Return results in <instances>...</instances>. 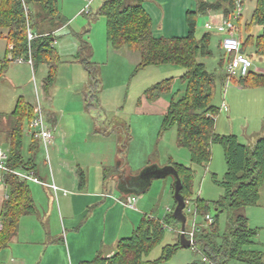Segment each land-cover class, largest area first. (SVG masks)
Masks as SVG:
<instances>
[{"label":"trees","instance_id":"16d2710c","mask_svg":"<svg viewBox=\"0 0 264 264\" xmlns=\"http://www.w3.org/2000/svg\"><path fill=\"white\" fill-rule=\"evenodd\" d=\"M234 1L200 0L196 10H188L186 13V36H156L152 17L142 0H104L95 12V15L106 18L107 40L114 50L126 48L140 54L137 70L160 64H177L185 68L181 75V80L186 84L185 93L181 98L170 101L163 117L162 130L176 128L177 143L190 151L192 164L207 166L212 158V145L218 143L223 147L226 171L222 179H218L215 173L212 175L223 189L217 200L210 201L199 195L195 196L193 187L196 170L192 164L188 166L173 160L169 162L182 179L181 193L185 201H194L202 220L195 235L199 248L195 252V258L188 264H227L230 260L264 264L263 251L253 248L257 244L259 229L250 226L249 218L244 212L247 207L259 205L260 189L264 184V136L251 145L241 142L235 133L222 134L216 131V117L220 108L213 104V98L217 80L225 83L226 76L209 71L205 63L199 60L200 57L212 54V33L205 32L200 37L196 35L199 14L207 10L222 9L227 15L231 12ZM68 21L59 9L58 0H0V28L7 29L6 52L12 53L13 59H28L31 55L35 68L47 63L48 74L44 80L46 91L54 82L60 61L54 46L55 31ZM252 24L261 26L262 32L256 36L249 35L246 41L241 38L243 51L246 44L251 42L258 61L264 63V0H256L247 25ZM28 29L36 34L30 41ZM78 38L80 46L76 57L88 72L90 82L96 84L97 63L85 53L88 43L81 34ZM9 44L13 45L12 49H9ZM10 61L5 59L3 68ZM1 76L2 72L0 78ZM173 79L167 78L148 87L144 92L145 98L149 101L159 99L171 90ZM233 81L243 87H262L264 69H251L247 75ZM87 105L91 106V102ZM32 117L33 106L21 96L12 112L0 115V127L4 122L7 125V166L11 170H34L37 175L36 158L40 143L30 136L28 149H25L24 144L26 128ZM11 170L4 174L8 197L0 213V251L8 247L16 235L21 217L36 211L29 182ZM108 171L109 169L106 173ZM80 176L81 183H84L83 173ZM211 204L217 214L213 216L214 222L208 224L205 216L210 213ZM174 208L162 218L143 215L132 235L119 239L110 256L98 252L92 260L82 261L80 264H170L172 256L183 248L178 232L174 242L162 246L160 256L151 259L150 254L164 241L167 226H181L173 215ZM223 211L227 212L228 221L222 231L220 213Z\"/></svg>","mask_w":264,"mask_h":264},{"label":"rangeland","instance_id":"374dc122","mask_svg":"<svg viewBox=\"0 0 264 264\" xmlns=\"http://www.w3.org/2000/svg\"><path fill=\"white\" fill-rule=\"evenodd\" d=\"M100 1L58 0L60 11L69 21L55 33L54 46L60 61L53 84L46 92L44 80L48 74L47 63L40 64L34 70L27 61L21 63L16 60L10 61L0 78V114L10 113L21 96L32 103H35L39 98L46 116L47 110L55 112L59 122H61V116L65 111V124L70 127V131L76 133L73 134L74 138H79L81 135L89 136L90 143L88 146H84V149L90 147L89 149L92 150L96 147V151L102 153L101 156H92L91 159L86 158L87 155H83L84 160H87L86 164L89 165L88 175L90 174L91 180H99L105 167L117 165L112 169L108 168L109 171L104 174L105 184L102 185L104 188H101V191L106 192L101 194L104 199L106 194L120 198L121 193L116 189L119 180L111 176L118 174L116 169H119L120 166L121 170L130 178L141 179L144 170L149 167L155 165L163 167L168 165L170 160L188 166H191L192 162L190 151L177 143L176 128L162 130L163 117L170 101L173 98L176 100L181 98L185 93L186 84L181 80L185 68L177 64H160L137 70L140 54L126 48L114 50L108 42L106 18L95 15ZM199 2L200 0H142V4L153 17L155 35L166 37L188 34V28L184 31L185 33L180 31L181 26L184 25V29L187 27L183 8L186 6L187 9L196 10ZM255 2V0H243L239 18L236 15L237 11H232L231 21L238 27L237 36L241 37L243 41H246L249 35L256 36L262 32V27L259 25H247L252 16ZM89 4L91 5L90 15L76 16L77 10L81 7L86 8ZM208 17L209 15L205 14H200L197 17L196 35L200 37L205 32L212 33L210 43L212 54L200 57L199 60L204 62L206 68L216 75L224 74L223 64L226 55L220 48L222 33L209 30L204 26ZM1 31L4 32L5 29H0V59L2 60L7 48V39L5 40L3 36L6 38L7 33L2 36ZM27 34L29 40V32ZM80 34L83 40L88 43L85 53L88 54L90 60L97 63L98 80L96 84L90 82L88 72L84 69L83 64L75 61L79 50L78 36ZM12 47L13 45L9 44V49ZM245 52L250 57L252 56L251 58L256 63L255 66L261 69L258 71H262L264 63L258 61L251 42L246 44ZM167 78H174L171 90L156 101L147 100L145 90ZM233 80L228 84L217 80L213 104L217 105L220 111L216 117L215 128L222 134L235 133L241 142L249 144L264 136V86L243 87ZM89 102H91V106L87 105ZM5 126V122L1 123L3 131ZM94 130H98V132ZM3 135L5 136L4 133ZM96 135L102 136L98 145L94 144L92 140V137L94 138ZM29 142L30 136L25 132V149H28ZM115 156L119 160L115 159L112 164ZM47 159L44 148L40 146L36 163L40 166L44 164L49 169L50 165ZM101 161L104 164L99 167ZM192 165L196 170L193 187L195 196L199 195L210 201L217 200L222 195L223 189L214 181L212 175L215 173L218 179H222L226 171L222 145L218 143L212 145V158L207 166ZM86 171L88 172V170ZM173 183L172 175L152 179L146 191L134 195L138 210L142 214L164 217L168 212L167 207L174 208L175 206ZM29 184L31 187H37L34 182H29ZM67 190L70 191L69 188ZM50 192L53 199H56V192L52 189ZM117 202L121 204L119 201ZM259 202L264 203V184L260 189ZM88 209L87 214L90 212V208ZM210 214L213 216L217 214L213 204H211ZM227 221V212L223 211L220 213V229L222 231L225 229ZM54 224L56 221L53 218L52 225L54 226ZM252 224L255 225L254 221ZM178 228L179 224L167 226L166 237L161 244L153 249L150 254L151 259L160 256L165 243H172L176 240ZM86 230L88 233L92 232V237L98 231H91L88 228ZM61 233L64 234L63 229ZM131 235L130 232L125 236ZM88 237L89 235L85 232L80 236L79 246H81L82 253L86 254L85 258H93L100 250L102 254H106V249L99 245L98 250L89 255L86 247L91 242L93 244V240L89 241ZM257 242L258 244L254 247L264 251V229L261 227ZM195 252L196 250L192 247L181 248L172 256L169 263L188 264L195 258ZM227 264L246 263L230 260Z\"/></svg>","mask_w":264,"mask_h":264},{"label":"crops","instance_id":"0c3cea01","mask_svg":"<svg viewBox=\"0 0 264 264\" xmlns=\"http://www.w3.org/2000/svg\"><path fill=\"white\" fill-rule=\"evenodd\" d=\"M103 1L104 0L100 1L97 9ZM145 9L149 12L146 7ZM188 10L191 9H187L186 6L183 8L185 18ZM232 10L227 15L224 14L222 9L207 10L205 13H201L209 15L204 26L209 30H216L218 33H221L219 22L223 18H231ZM90 13L91 5L89 4L87 9L81 7L77 10L76 16L90 15ZM149 14L152 17L150 12ZM187 28L188 25L185 29L184 25L181 26V33H185L184 31H186ZM6 33V29L4 32L1 31L2 36ZM3 38L6 40L4 36ZM5 59L11 61L16 60V58L13 59L12 53H7L5 51V57L2 60L0 59V72H2V74L4 73V68L8 65L5 64L3 68V61ZM75 61L79 62L77 58ZM32 68L34 70L37 69L33 64ZM28 103L33 106L34 112V104L36 102L32 103L28 101ZM4 113L6 114L7 112ZM65 117L66 113L64 111L61 116V122H59L55 112L47 110L46 119L54 132V138L48 146V154L46 148L42 144H40V146L44 148L47 154L50 168L48 169L44 164L41 166L37 164L36 169L37 175L43 181L55 183L57 185L58 191L55 193L57 200L53 199L50 187L43 184H41V187L40 184L36 182H34V184H36L37 187L30 186L35 201L36 211L21 217L16 235L11 239L8 247L0 251V264H80L82 261L92 260L96 255L93 258H85L87 256L82 253V249H80L81 246H79L81 243L80 236L83 232L89 235V241L93 240V244H91V242L86 247L89 251V255L95 253L99 245H101L106 249L105 255L110 256L115 251L119 239L128 237L125 236L127 233H133L134 229L139 225L141 218L145 215L138 210L137 205L135 208H130L119 204L116 199H114L115 196H105L104 199L102 198L101 194L106 193L101 191V188H104L102 185L105 184V180H103L105 178L104 174L108 168L112 169L113 166L117 167V165L105 167L103 169V175L99 180H91L90 174L88 175L89 165L86 164L87 160H84L85 158L83 155H87L86 158L91 159L92 156H101L102 153L96 151V147L92 150L89 149L90 147H85L84 149V146H88L90 143L91 138L83 135L79 138H74L73 134L76 133L70 131V127L65 124ZM2 129L3 128L0 127V147L8 151V140L6 139L7 125L4 131ZM94 131L98 132V130ZM101 139L102 136L100 137L98 135L94 136V138L92 137L93 143L96 145H98V141ZM255 141L256 140H253L249 144L252 145ZM97 153L99 154L97 155ZM115 159L119 160L117 156L113 157L112 164ZM103 164L104 162L101 161L99 167ZM121 169L120 166L119 169H116V173L118 172V174L111 175L113 178H118L119 180L116 189L121 195L120 198L117 197L118 199H123L127 195L134 196L149 188L141 189L140 185H137L138 179L130 178ZM86 170H88V172ZM81 173L84 175V183H81ZM67 188L70 189L69 192ZM58 192H60V195H58ZM7 197L8 187L4 180V174L0 172V213ZM88 208H90V212L87 214ZM172 209L173 208L169 206L167 207L168 212ZM244 212L249 218L250 226L264 229V203L259 202L257 206L247 207ZM53 218L56 221L54 226L52 225ZM253 221L255 225L252 224ZM86 228L91 231H98L96 235L92 237V232L89 230L90 233H88ZM62 229L64 234L61 233ZM90 237H92V239H90ZM253 248L255 247L253 246Z\"/></svg>","mask_w":264,"mask_h":264},{"label":"built area","instance_id":"2783aa9c","mask_svg":"<svg viewBox=\"0 0 264 264\" xmlns=\"http://www.w3.org/2000/svg\"><path fill=\"white\" fill-rule=\"evenodd\" d=\"M243 0H235L233 10L237 11V17L241 16ZM89 5H87L86 9ZM87 11V10H85ZM219 28L221 29L222 39L220 43V48L224 51L226 58L224 60V74L226 76L225 83L231 82L233 79L240 78L242 76L247 75V73L254 69L255 71L261 70L255 66V61L245 52L243 51L241 37L237 36L238 27H236L231 18H223L219 22ZM29 32V40L36 36L31 30ZM16 61L22 62L27 61L31 65L33 64V60L31 55L28 59L23 57H17ZM225 106V104H223ZM26 132L34 138L38 140L40 144H42L47 151L48 154V146L52 142L54 138V132L52 128L49 126L46 115L43 109V106L37 98L36 103L34 104V112L33 117L30 120ZM8 159V151L0 147V172L5 174L11 169L7 166ZM19 177L28 182H36L39 184L46 185L50 187L55 192L58 191V187L55 183H47L43 181L38 175L35 174L34 170H11ZM107 196V194L105 195ZM117 201H119L122 205L130 208H135L136 206V197L133 195H127L123 199H118L114 197ZM184 212L187 216V223L185 234L188 239H190V247L194 250H198V244L195 240V235L197 230L200 228L202 224V220L197 213V209L194 201L186 202V206L184 208ZM205 219L208 224L214 222V217L210 213L205 216ZM2 228V223L0 221V229ZM177 232L180 234L182 232L181 226L177 229Z\"/></svg>","mask_w":264,"mask_h":264},{"label":"water","instance_id":"95a60500","mask_svg":"<svg viewBox=\"0 0 264 264\" xmlns=\"http://www.w3.org/2000/svg\"><path fill=\"white\" fill-rule=\"evenodd\" d=\"M168 175H172L174 177V199L176 201L175 208L173 210L174 217L180 221L181 230L180 233V244L183 248L190 247V239L187 238L185 234L187 216L184 212V208L186 206V201L181 193L182 189V179L177 171V169L172 165L168 164L166 166H152L144 170L143 176L141 179L137 180V185H140L141 189H147L152 179L154 178H162ZM136 184V183H135Z\"/></svg>","mask_w":264,"mask_h":264}]
</instances>
